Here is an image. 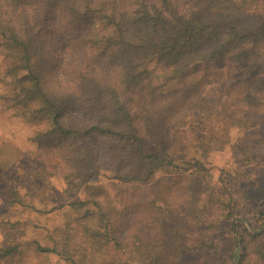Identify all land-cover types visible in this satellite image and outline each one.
I'll use <instances>...</instances> for the list:
<instances>
[{
	"label": "trees",
	"instance_id": "obj_1",
	"mask_svg": "<svg viewBox=\"0 0 264 264\" xmlns=\"http://www.w3.org/2000/svg\"><path fill=\"white\" fill-rule=\"evenodd\" d=\"M57 26L105 66L102 73L79 70L72 93L51 91L45 79L48 44ZM0 60V99L16 117L47 126L38 137L55 136L69 145L68 160L76 163L78 179L88 182L102 170L121 185H147L159 170L175 164L169 151L173 137L189 128L194 114L203 115L215 142L226 141L232 128L259 129L244 107L264 112V0H0ZM225 60L246 94L224 123L227 133L219 136L212 124L215 105L206 96L211 73L196 65ZM158 75L165 77L163 89L154 83ZM140 128L157 154L144 146ZM240 150L256 158L264 146L247 143ZM96 190L88 185L92 203L76 206L89 209L85 235L77 233V240L70 237L53 249L31 244L40 255L54 254L66 264H100L102 247L110 242L128 247L110 220L117 202L102 200ZM117 195L120 206L121 201L128 205L136 192ZM203 200L221 213L219 223L235 215L220 196ZM259 209L257 220L246 224L263 229L260 234L253 235L244 223L232 230L237 264H264V212H259L264 205ZM137 234L142 264H173ZM18 254L19 247L0 248V263Z\"/></svg>",
	"mask_w": 264,
	"mask_h": 264
},
{
	"label": "rangeland",
	"instance_id": "obj_2",
	"mask_svg": "<svg viewBox=\"0 0 264 264\" xmlns=\"http://www.w3.org/2000/svg\"><path fill=\"white\" fill-rule=\"evenodd\" d=\"M54 31L57 35L50 37L49 63L44 69L51 91L74 92L79 70L105 71L102 62L92 58L63 27ZM196 68L211 73L206 96L215 105V131L224 136L225 121L234 113V105L243 102L244 84L226 60L197 64ZM154 83L163 89L165 77L158 75ZM244 109L246 118L257 122L259 129L232 128L227 142H215L203 115L196 113L189 128L178 130L173 137L169 151L175 164L159 170L147 185L124 186L109 171L101 170L88 182L78 179L76 163L68 160L69 145L55 136L38 137L47 126L16 117L0 99V248L19 247L18 255L0 264H66L54 254L40 255L31 244L53 249L70 237L77 240V233L80 238L85 235L89 209L76 206L83 201L92 203L86 195L88 185L97 189L102 200L117 202L112 204L115 216L109 218L123 248L128 246L122 249L110 242L102 247L100 264H142L134 238L137 232L173 264H237L232 230L246 220L254 223L259 206L264 205V153L251 158L240 150L247 143L251 148L264 146V112ZM140 130L148 152L157 154L145 130ZM196 162L201 168L193 169ZM121 190L136 192L128 205L121 201L120 206L117 201ZM211 194L222 197L228 209L233 206L235 215L230 220L219 223L221 213L206 207L203 199ZM246 225L253 235L263 231ZM143 249L154 251L152 246Z\"/></svg>",
	"mask_w": 264,
	"mask_h": 264
}]
</instances>
